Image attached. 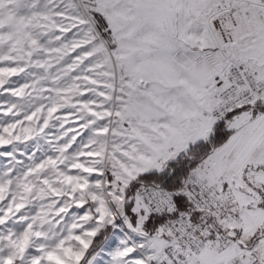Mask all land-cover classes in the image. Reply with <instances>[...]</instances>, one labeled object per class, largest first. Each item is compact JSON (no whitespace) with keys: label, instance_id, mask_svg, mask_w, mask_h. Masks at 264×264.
I'll return each instance as SVG.
<instances>
[{"label":"snow or ice","instance_id":"snow-or-ice-1","mask_svg":"<svg viewBox=\"0 0 264 264\" xmlns=\"http://www.w3.org/2000/svg\"><path fill=\"white\" fill-rule=\"evenodd\" d=\"M0 264H264V0H0Z\"/></svg>","mask_w":264,"mask_h":264}]
</instances>
